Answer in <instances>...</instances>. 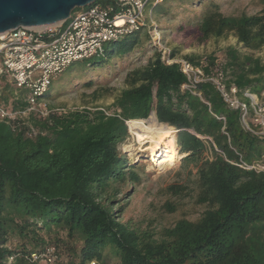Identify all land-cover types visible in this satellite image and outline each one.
Listing matches in <instances>:
<instances>
[{
    "label": "trees",
    "instance_id": "1",
    "mask_svg": "<svg viewBox=\"0 0 264 264\" xmlns=\"http://www.w3.org/2000/svg\"><path fill=\"white\" fill-rule=\"evenodd\" d=\"M257 3L259 11L250 16H225L214 0H162L150 10L171 19L176 8L199 11L193 26L177 28L183 48L232 34L243 50L256 52L264 48V0ZM147 46L152 55L125 72L107 108L50 110L45 118L31 112L13 126L0 123V264L9 258L32 264L30 255L49 246L59 264H264V172L240 167L264 164V137L247 131L240 111L229 109L210 83L197 87L201 99L181 90L186 78L179 65L164 61L176 59L179 47L163 56L141 28L105 43L101 54L65 73L77 72L90 88L114 75L115 61L123 65ZM184 60L208 76L220 69L239 96L247 90L260 99L264 93V63L252 54L229 47L222 62L196 55ZM4 79L0 106L25 111L27 90ZM56 83L42 98L57 95ZM113 91L99 87L92 98ZM127 121L172 128L183 155L180 168L194 178L193 200L204 208L197 220L180 219L158 235L120 220L123 205L115 198L123 185L142 182V169L118 149L128 137ZM165 209L175 211L171 204Z\"/></svg>",
    "mask_w": 264,
    "mask_h": 264
},
{
    "label": "built area",
    "instance_id": "2",
    "mask_svg": "<svg viewBox=\"0 0 264 264\" xmlns=\"http://www.w3.org/2000/svg\"><path fill=\"white\" fill-rule=\"evenodd\" d=\"M103 1L104 5L95 3L74 11L63 23L45 26L41 30L21 27L0 35V77L7 78L15 89L28 92V108L25 111H10L0 106V123L13 126L31 112L38 113L42 118L47 117L49 111L41 98L54 80L72 64L101 54L105 43L117 41L141 28L146 29L158 52L163 56L169 54L170 50L162 43L161 32L151 11L147 16L144 13L149 3L155 6L162 0ZM164 61L167 65H179L186 78L182 91L201 99L197 87L201 83H210L229 109L240 111L243 127L264 137V102H259L247 90L239 96L233 84L227 86L228 78L220 69L208 76L201 67L193 66L184 59L165 57ZM241 97L248 100V103L241 100ZM104 114L109 116L105 111ZM125 124L128 128L129 121ZM32 134L35 135V132L32 131ZM240 167L264 172L260 165ZM12 260L9 258L7 264H11ZM60 260L56 249L49 246L39 253L31 254L29 261L32 264H59Z\"/></svg>",
    "mask_w": 264,
    "mask_h": 264
},
{
    "label": "rangeland",
    "instance_id": "3",
    "mask_svg": "<svg viewBox=\"0 0 264 264\" xmlns=\"http://www.w3.org/2000/svg\"><path fill=\"white\" fill-rule=\"evenodd\" d=\"M220 9V12L225 16H240L242 14L250 16L257 13L260 9L257 0H214ZM150 3L146 6L144 13L145 16L151 11L156 25L159 27L162 36V43L168 50L173 48H180L177 60L184 59L185 56L196 55L199 57L214 56L219 61L224 60V52L227 48L232 47L237 49L243 54H252L254 57L259 58L264 63V48L256 52H248L241 48L236 42L232 34H228L219 40H210L204 46H191L183 48L181 45V36L177 32V28H188L193 26L199 18V11L193 12L188 9L176 8L174 19L171 17H158L153 10H150ZM87 8V7H85ZM84 9V8H83ZM79 10V9H78ZM74 14V12H72ZM146 35L143 31L141 34L140 42L143 36ZM151 50L147 46V51L141 55L139 50L131 53L129 57L125 58L123 65L119 61H115L117 70L111 77H106L107 80H99V83L94 84L92 87H83L82 78L76 72L63 73L56 81L54 87L56 88L55 97L52 100H47V95L41 98L46 105V110H75L87 107L93 109L95 107L107 108L117 92L123 88L124 74L128 69L141 67L146 64V61L152 55ZM5 82H10L7 78ZM108 88L114 90L112 93L99 92L97 100L92 98V92L96 88ZM25 91V90H24ZM259 102H264V93L258 99ZM163 129L166 126H150L147 128ZM128 131V128H127ZM150 132V131H149ZM129 133V131H128ZM151 135V134H150ZM174 139V132H173ZM153 140V138H152ZM175 141V139H174ZM134 143L135 150L133 153L126 152L124 147ZM150 146V141L147 145L136 141L133 135L128 134L127 139L118 146L119 151L124 154L131 166H139L142 173L138 174L142 177V182L139 185L130 186L129 183L122 186L120 193L115 198L120 204L123 205L119 216L121 221H130L136 228L141 231H148L152 234L158 233L165 228H170L174 223L180 219L188 221L197 220L204 208L195 205L193 200L194 178H188L185 170L180 168L181 159L176 162L173 167L160 170L156 167L155 162H150V152L145 150ZM176 147V145H175ZM177 149V148H176ZM178 152V151H177ZM132 154V155H131ZM264 168V164L260 165ZM185 186V190L181 192L168 191L170 186ZM166 204H171L175 207V211L169 213L165 209ZM125 205V206H124Z\"/></svg>",
    "mask_w": 264,
    "mask_h": 264
},
{
    "label": "water",
    "instance_id": "4",
    "mask_svg": "<svg viewBox=\"0 0 264 264\" xmlns=\"http://www.w3.org/2000/svg\"><path fill=\"white\" fill-rule=\"evenodd\" d=\"M97 0H0V35L18 28H38L65 22L74 10Z\"/></svg>",
    "mask_w": 264,
    "mask_h": 264
},
{
    "label": "bare ground",
    "instance_id": "5",
    "mask_svg": "<svg viewBox=\"0 0 264 264\" xmlns=\"http://www.w3.org/2000/svg\"><path fill=\"white\" fill-rule=\"evenodd\" d=\"M34 29L41 30L44 27ZM156 125L162 126L160 124H153L152 126ZM128 131V134L133 135L139 143L147 145L148 141H150V146L145 150L150 152V162L156 163V167L160 170L159 174L163 170L173 167L176 162L183 158V155L177 152L173 139V130L170 127L166 126L163 129L155 127L147 128L141 123L129 122ZM134 147V143H129L124 149L126 152L133 153L135 150Z\"/></svg>",
    "mask_w": 264,
    "mask_h": 264
}]
</instances>
